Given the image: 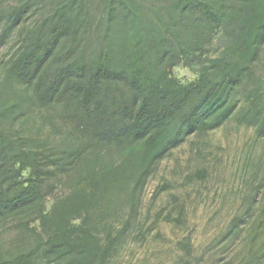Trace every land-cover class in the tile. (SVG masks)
Instances as JSON below:
<instances>
[{
  "label": "trees",
  "instance_id": "trees-1",
  "mask_svg": "<svg viewBox=\"0 0 264 264\" xmlns=\"http://www.w3.org/2000/svg\"><path fill=\"white\" fill-rule=\"evenodd\" d=\"M225 46L211 54L216 37ZM0 264H112L157 165L241 114L264 141V0H0ZM197 66L181 82L174 69ZM59 184L66 193L49 210ZM37 223V226L34 224ZM209 264H264L259 189Z\"/></svg>",
  "mask_w": 264,
  "mask_h": 264
},
{
  "label": "rangeland",
  "instance_id": "rangeland-1",
  "mask_svg": "<svg viewBox=\"0 0 264 264\" xmlns=\"http://www.w3.org/2000/svg\"><path fill=\"white\" fill-rule=\"evenodd\" d=\"M226 40L219 34L211 54ZM10 52L0 49V63ZM197 70L180 65L173 73L188 83ZM256 77L237 94L235 115L249 104L253 91L264 112V52ZM254 125L238 114L215 131L189 138L159 162L142 194L140 226L124 239L112 264H209L232 254L240 235L229 233L231 225L244 216L258 189L259 202L264 201V141ZM61 179L49 182L57 188L47 197L46 210L66 193ZM18 237L10 224L0 225V248L17 246Z\"/></svg>",
  "mask_w": 264,
  "mask_h": 264
}]
</instances>
